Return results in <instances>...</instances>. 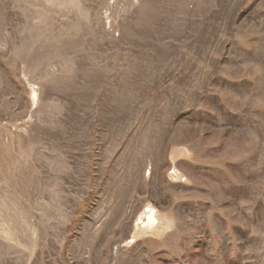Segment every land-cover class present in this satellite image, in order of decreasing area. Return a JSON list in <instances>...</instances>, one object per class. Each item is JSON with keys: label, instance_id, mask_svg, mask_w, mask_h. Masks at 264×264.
Listing matches in <instances>:
<instances>
[{"label": "rangeland", "instance_id": "374dc122", "mask_svg": "<svg viewBox=\"0 0 264 264\" xmlns=\"http://www.w3.org/2000/svg\"><path fill=\"white\" fill-rule=\"evenodd\" d=\"M0 264H264V0H0Z\"/></svg>", "mask_w": 264, "mask_h": 264}, {"label": "bare ground", "instance_id": "6f19581e", "mask_svg": "<svg viewBox=\"0 0 264 264\" xmlns=\"http://www.w3.org/2000/svg\"><path fill=\"white\" fill-rule=\"evenodd\" d=\"M33 94H34V98H36L37 94L35 92ZM172 171L173 173L177 172L175 169H173ZM140 224L143 225L144 229H156L159 227V220L155 208L147 207L145 211H143L141 216L138 218L137 227H139ZM131 241L135 242L134 239Z\"/></svg>", "mask_w": 264, "mask_h": 264}]
</instances>
